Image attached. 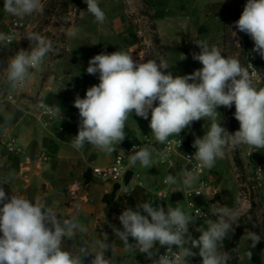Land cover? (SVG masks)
<instances>
[{
    "label": "clouds",
    "instance_id": "9594fccd",
    "mask_svg": "<svg viewBox=\"0 0 264 264\" xmlns=\"http://www.w3.org/2000/svg\"><path fill=\"white\" fill-rule=\"evenodd\" d=\"M84 2L86 13L103 24L106 14L98 0ZM3 7L5 13L20 19L45 10L42 0H4ZM230 27L249 35L254 41L253 51L264 59V0H247L240 18ZM233 35L236 37L235 31ZM23 36L35 46L30 51L20 49L8 57L0 85L22 86L31 77L29 70H39L47 54L54 51L52 41L36 32L25 31ZM11 43V37L0 32V46L8 47ZM193 43L199 52H193L192 59L202 67L186 75L174 76L166 71L173 65L163 58L159 63L143 57L137 61L132 53L122 50L101 52L90 58L86 71L90 75L98 74L99 83L89 87L84 98L77 95L74 100V107L79 110V125L71 146L80 151L88 144L99 151L113 153L125 140V122L134 112L145 120L150 114L149 127L160 144H165L169 137H179L195 121L205 118L213 121L202 137H195L192 147L196 151L185 156L196 162V175L203 169L211 170L217 159L224 158L226 148L235 150L247 145L256 151L264 150V87L254 84L248 69L237 58L223 56L218 47L209 46L207 41L193 39ZM185 59L182 54L180 60ZM233 105L240 127L230 133L221 122H216L220 114L217 109L221 106L231 109ZM37 107L53 116L61 110L59 106L49 107L43 102ZM5 119L11 120L12 115ZM153 151L144 147L131 152L130 165L139 162L146 169L157 166ZM12 178L11 175L0 178V264H84L83 258L89 255L94 256L90 264H110L103 251L93 254L87 247L65 250V238H71L79 227L75 219L61 218L52 207L39 199L30 200L18 191L11 190L9 197L3 185H9ZM195 178L189 173L183 184L191 187ZM164 183L175 184L176 178L169 174ZM125 193L130 194L127 188ZM209 212L215 220L208 213L191 211V205L187 211L171 206L165 210L154 206V201H144L138 202L135 210L126 208L119 215L122 231L112 228L127 249L145 254L152 264H188L187 258L196 255L202 258V264H228L232 256L219 249L228 234L234 232V225L238 226L241 213L218 203L211 204ZM198 218H203L207 227H196L200 235L193 238L189 225ZM130 237L134 243H129ZM247 240H251L248 247L255 248L261 236L248 232ZM95 244L104 251L108 249L100 240ZM157 245L165 249V254H159ZM174 246L178 253L173 251ZM193 249H199L198 253ZM251 256L248 250V259Z\"/></svg>",
    "mask_w": 264,
    "mask_h": 264
},
{
    "label": "crops",
    "instance_id": "0c3cea01",
    "mask_svg": "<svg viewBox=\"0 0 264 264\" xmlns=\"http://www.w3.org/2000/svg\"><path fill=\"white\" fill-rule=\"evenodd\" d=\"M3 6L4 0H0V32L7 34L12 19L16 17L5 13ZM212 8L217 10V7ZM44 37L49 39L47 35ZM125 42L128 52L131 53L135 41ZM25 46L23 40H16L8 47L0 46V55L3 58L0 64V80L4 77L3 68L7 66L8 57L15 55L20 49H25ZM215 46L225 56L224 43L220 35ZM70 52L71 47L67 41L66 53L60 64L52 68L41 65L39 70L30 69L31 77L27 79L25 87L18 89L14 86L15 101L0 105V178L11 175L13 178L10 185L14 192L18 191L30 200L39 199L46 206L57 210L65 219H75L79 227L71 238H65L63 245L65 250L73 251L87 247L93 254L103 251L105 259L109 260L110 264H152L145 254L127 249L113 233L112 226L122 231L119 215L126 208L135 210L138 202L154 201V206H162L165 210L168 206L189 210L185 193L197 186L199 177L196 176L191 187H186L183 184L186 175L181 163L177 162L173 168L162 163V144L158 143L151 133L150 114L148 120L135 118L134 112L129 116L124 128L126 138L117 145L109 158H107L109 153L99 151L88 144L80 151L74 149L71 141L78 133L79 113L73 111L67 103V90L63 83L65 74H70L65 70L69 66ZM47 56L44 62L47 61ZM258 63L264 64V59L260 56ZM255 85L258 88L264 87V83ZM39 102H48L53 107L59 106L61 109L56 114L55 121L49 126H45L38 119L36 108ZM219 108L225 116L224 120H228L230 115L227 116V111L231 109L223 106ZM61 113L64 115L62 119ZM7 115H12V119L6 120ZM205 119L212 121L209 118ZM216 122L222 124L220 115L217 116ZM202 124L203 119L200 120V126ZM146 135H151L154 139L147 148L154 149L153 158L158 160V165L146 169L137 162L132 166L135 174L130 194L125 193V188L120 183L103 179L93 173V167L111 164L119 152L132 143L143 141ZM9 136L16 137L18 146L24 148V153H11L6 149L4 142L9 140ZM41 149H46L50 154L49 160L43 163L37 158V153ZM255 160L264 166V150H260ZM247 170L242 167L244 174ZM239 171L231 148H226L224 158L217 159L211 170L207 169V177L219 191L217 194L219 200L213 201L212 204L218 203L229 209H237L241 213L238 226L244 225V233L236 245L237 264H264V238L261 236L255 248H249L251 240H247L248 232H254L248 224L264 233V191L263 194L256 196L251 204L245 206L241 197ZM169 174L176 178L175 184L164 183ZM116 184H120V187L116 190L115 196L111 200H105L104 195L111 193ZM162 189L170 190V198L163 200L159 196L158 191ZM175 192H181L182 196L172 198ZM198 201L201 199L198 198ZM243 206L246 208L241 211ZM209 218L216 219L215 216ZM201 225L207 227L203 218H198L195 223L189 225V232L193 238L199 237L200 233L195 231V228ZM238 226L234 225V229ZM97 240L110 246L109 254L96 246ZM129 243H134L131 237ZM157 247L159 248V245ZM163 249L159 248V253ZM219 250L226 252L224 242ZM248 250L252 252L250 259L247 257ZM193 251L198 253L199 249ZM93 258V255L84 257V264H90ZM187 260L188 264H202L199 255L189 257Z\"/></svg>",
    "mask_w": 264,
    "mask_h": 264
},
{
    "label": "rangeland",
    "instance_id": "374dc122",
    "mask_svg": "<svg viewBox=\"0 0 264 264\" xmlns=\"http://www.w3.org/2000/svg\"><path fill=\"white\" fill-rule=\"evenodd\" d=\"M42 2L45 5L42 14L33 13L22 20L31 25L33 32L47 35L52 41L54 51L42 63L48 68L61 63L66 53V43L69 42L71 56L65 70L70 74H65L63 83L67 90V103L77 113L79 110L74 107L76 96L84 98L86 90L99 83L98 74L90 75L86 71L90 58L101 52H128L125 41H135L131 52L135 60L139 61L143 57L159 63L163 58L170 66L173 65L166 71H171L174 76L191 74L202 67L192 59V53L199 52L193 39L207 41L209 46H213L219 41L220 35L225 57L237 58L241 65L248 46L247 34L230 27L240 18L247 0H98L106 14L103 24L95 22L94 16L86 13L87 4L84 0ZM212 7H217V10ZM80 12L85 14L81 15ZM25 45L27 50L28 44ZM182 54L187 59L180 60ZM9 90L15 94L14 86L9 87ZM232 107V111H227V116H230L226 121L221 108L217 109L222 120L221 126L228 131L235 113V105ZM212 122L203 119L202 126L195 128L191 125L189 130L202 137ZM110 156L108 154L107 158ZM216 200H219V195H216Z\"/></svg>",
    "mask_w": 264,
    "mask_h": 264
},
{
    "label": "built area",
    "instance_id": "2783aa9c",
    "mask_svg": "<svg viewBox=\"0 0 264 264\" xmlns=\"http://www.w3.org/2000/svg\"><path fill=\"white\" fill-rule=\"evenodd\" d=\"M25 31L33 32V28L24 20L13 18L7 33L12 39L11 44H13L16 40H23L25 43L30 44V41L23 36ZM247 37L249 41L246 52L242 59V66L248 69L254 84L264 83V79L260 78L264 77V64L260 65L258 63L259 54L253 51L254 41L249 35H247ZM2 60L3 58L0 55V64ZM26 81L22 86L16 87L18 89H23L26 85ZM0 90L4 91L0 92V105L15 101L16 96L9 89L3 90L0 88ZM43 103L49 107H53L48 102ZM36 109L38 119L45 126H49L55 121L56 115L53 116L49 113H46L39 107ZM60 118H64L62 113L60 114ZM231 122L232 125L229 132L234 133L235 131L239 130L240 125L234 116ZM195 137H197L196 133L189 129L182 131L179 137H169L168 141L165 144H162L161 160L162 163L166 164L169 168H173L177 162H180L182 165V170L186 176L189 173H192L193 175L199 177L197 186L186 191L185 193L187 197V206L189 209V206L191 205V211L193 212L200 210L204 213H208V215L211 216V213L209 212V206L213 201L216 200V195L219 191L216 187H214L213 183L207 177V169L201 170L199 174L196 175L194 171L197 167L196 162L189 161L185 158V156H190L196 151V149L192 147ZM179 140L181 141L180 145ZM153 141L154 139L151 135H146L143 141L132 143L123 151L119 152L111 164L107 166L93 167V173L103 179L120 183L124 186V188H127L129 192L132 191V180L128 186L124 185L125 174L129 169H133L129 163L128 156L133 151H138L141 148L149 147ZM4 144L6 149L11 153L20 154L25 152L24 148L18 146L16 137L9 136V140L4 142ZM249 152H252L251 155H249ZM259 152L260 150L256 151L254 148H249L247 145H241L237 149L233 150L234 155L241 160L243 167L248 169L246 174H244L245 172L243 171H239V177L241 179V197L245 206L251 204L252 200L256 196L263 194L264 191V166L255 160V157L259 154ZM49 157L50 154L46 149H41L37 153V158L42 163L48 161ZM158 194L163 200L168 199L171 196L170 190L167 189L159 190ZM198 198L201 199L200 202L198 201ZM245 206H243L240 210L242 211V209H245ZM173 251L177 253L179 252L178 249H175V246ZM159 254H165V249H163Z\"/></svg>",
    "mask_w": 264,
    "mask_h": 264
},
{
    "label": "trees",
    "instance_id": "16d2710c",
    "mask_svg": "<svg viewBox=\"0 0 264 264\" xmlns=\"http://www.w3.org/2000/svg\"><path fill=\"white\" fill-rule=\"evenodd\" d=\"M34 46H35L34 44H28L27 49L30 51ZM232 109H233V107L231 108V111H232ZM235 159H236L237 165L239 166L240 171H242L243 165H242L241 160L238 157H236V156H235ZM86 174H87V180H88L89 179L88 172ZM3 187L5 189L6 194L10 197L11 194H12L11 190L13 191L12 186L9 184V185H3ZM119 187H120V184H116L115 187H114V190L111 193H108V194L104 195V199L107 200V201L111 200L115 196V192H116V190ZM0 206H2V205H0ZM54 211H56L57 214L61 218H63L62 215L57 210H54ZM248 226L254 232H256L257 234H259L260 236H262L264 238V233L261 232L258 228H256L253 225H249V224H248ZM243 233H244V225L241 224L237 228L234 229V232L232 234L229 233L228 234V238H226L223 241L224 242L225 251L228 252L232 256V259L228 261V264H237L236 245L238 244V242H239L241 236L243 235ZM233 249H235V251H233ZM106 253L107 254L110 253V246L109 245H108V249L106 250Z\"/></svg>",
    "mask_w": 264,
    "mask_h": 264
},
{
    "label": "water",
    "instance_id": "95a60500",
    "mask_svg": "<svg viewBox=\"0 0 264 264\" xmlns=\"http://www.w3.org/2000/svg\"><path fill=\"white\" fill-rule=\"evenodd\" d=\"M7 88H8L7 84L1 86V89H3V90L7 89ZM192 125L195 128L199 127L200 126V120L193 122ZM134 174H135V171L133 169H129L127 171V173L125 174V177H124V185L125 186H128L130 184L131 180L133 179ZM181 196H182L181 192H175V193H173L172 198L176 199V198L181 197Z\"/></svg>",
    "mask_w": 264,
    "mask_h": 264
}]
</instances>
